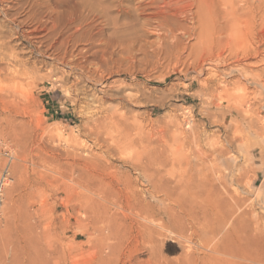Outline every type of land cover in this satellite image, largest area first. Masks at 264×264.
I'll return each instance as SVG.
<instances>
[{"label": "rangeland", "instance_id": "rangeland-1", "mask_svg": "<svg viewBox=\"0 0 264 264\" xmlns=\"http://www.w3.org/2000/svg\"><path fill=\"white\" fill-rule=\"evenodd\" d=\"M260 1L234 0L228 14L218 7L205 17L216 34L207 49L221 55L213 93L192 56L189 68L126 60L98 85L48 54L18 50L43 76L0 79V137L16 154L0 264H264Z\"/></svg>", "mask_w": 264, "mask_h": 264}, {"label": "bare ground", "instance_id": "bare-ground-1", "mask_svg": "<svg viewBox=\"0 0 264 264\" xmlns=\"http://www.w3.org/2000/svg\"><path fill=\"white\" fill-rule=\"evenodd\" d=\"M233 1L73 0L71 4H64L61 0H0V79L14 81L27 74L34 79L43 76L37 64L20 57L19 49L32 56L48 54L57 63L76 71L87 82L98 85L104 83V73L112 74L126 60L157 67L163 59H168L175 60L176 66L181 63L190 67L186 60L192 56L194 69L204 76V89L213 93L214 87L215 91L218 90L216 81L221 75L214 63L221 60V55L214 58L213 48L207 49L211 43L214 44L216 34L205 31L207 24L204 19L218 7L228 14ZM20 11L25 12L23 17L19 16ZM180 17L188 19L192 26L181 25ZM65 25L69 28L66 35L63 33ZM149 26L160 32L155 41L145 39ZM107 32L110 34L105 37ZM181 33L197 39L200 47L186 43ZM218 41L222 42L220 38ZM83 42L96 47L92 53L97 59L88 60L92 47L79 48ZM138 54L142 56L138 58ZM206 55L212 58H203ZM11 87L18 89L16 83ZM134 195L135 200H141L140 195ZM141 211L133 214L143 219L151 215Z\"/></svg>", "mask_w": 264, "mask_h": 264}, {"label": "built area", "instance_id": "built-area-1", "mask_svg": "<svg viewBox=\"0 0 264 264\" xmlns=\"http://www.w3.org/2000/svg\"><path fill=\"white\" fill-rule=\"evenodd\" d=\"M0 155L3 156V163L0 165V218L1 210L5 201V192L13 182L12 165L16 154L12 144L0 137Z\"/></svg>", "mask_w": 264, "mask_h": 264}]
</instances>
